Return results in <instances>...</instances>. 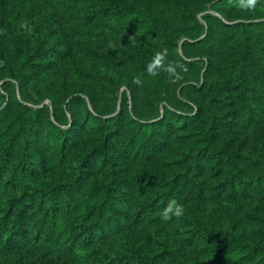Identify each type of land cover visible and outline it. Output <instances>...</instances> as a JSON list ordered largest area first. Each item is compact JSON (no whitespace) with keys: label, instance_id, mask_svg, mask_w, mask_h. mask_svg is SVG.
<instances>
[{"label":"trees","instance_id":"1","mask_svg":"<svg viewBox=\"0 0 264 264\" xmlns=\"http://www.w3.org/2000/svg\"><path fill=\"white\" fill-rule=\"evenodd\" d=\"M149 1L137 7L127 0H0V24L7 23L15 38L0 48V81H18L3 84L13 94L0 112L2 146L9 144L0 156V264H54L56 256L72 264H264L261 25L246 26L253 33L235 50L215 33L213 41L209 35L185 44L192 53L207 52V62L185 65L184 75L199 82L187 88L191 114L165 108L162 119L150 122L160 118L162 95L132 81L148 74L151 61L120 50L122 74L111 72L117 56L108 52L102 26L131 25L170 56L178 50L170 28L195 39L203 27L193 0ZM33 3L42 19L30 36L31 24L19 9ZM125 36L131 38L130 30ZM63 44L66 55L59 54ZM123 79L134 87L131 101L123 97L121 111L106 119L117 111ZM30 83L53 104L60 94L69 100L67 129L85 142H76L80 147L92 148V158L77 170L62 162L67 144L50 143L58 126L47 122V106L15 108V123H9L16 86L22 92ZM82 88L87 100L78 96ZM144 101L154 114L141 113ZM52 115L58 121L55 109ZM54 155L62 160L50 175ZM89 162H101L105 179L84 194ZM172 200L184 214L165 221Z\"/></svg>","mask_w":264,"mask_h":264},{"label":"rangeland","instance_id":"2","mask_svg":"<svg viewBox=\"0 0 264 264\" xmlns=\"http://www.w3.org/2000/svg\"><path fill=\"white\" fill-rule=\"evenodd\" d=\"M131 4L138 5L137 7H143L144 5L150 3L149 0H127ZM187 2L186 0H184ZM191 3V9L193 13L198 18L201 26L203 27V30L201 29V35L197 38H191L186 35H181L180 33H177L176 30L173 31L170 28V35L173 37V42L177 46V52L174 53V55H171V52H166V58L165 63H171L174 65H177V73L179 75V78H176L175 76H170L167 72H160L157 75H149L145 74L141 78V85L139 86L142 90L146 91L148 94H159L162 96L160 98V101L157 102L159 107V117L156 120H152L150 122H156L160 119H162L165 115V108H168L169 110L178 111L181 114H191V111H189V105H192L191 102L188 100V90L187 88L193 83L197 85L199 82L197 79L190 78L188 75H184V71L187 69L185 68L186 63H194V64H201V61L207 62V52H203L202 55L199 53H192L191 51L184 50L183 47L185 44L188 43H197L199 41H202L207 36L212 38V41L214 38V33L216 34V39L221 42L222 44L225 43L233 50L242 47L243 45H246V36L251 37V34L253 33V27H251V31L246 28V26L249 25H261V27L258 30L259 33H264V0H258L257 7L253 11H243L237 8L236 0H193V2L189 1ZM20 14H24V17L26 18V23H29L31 28L30 33H28L30 36L34 34L35 26L33 25L37 24L41 19V7H39L37 4H30L29 6H24L21 9H19ZM61 19V18H60ZM210 19H213L210 20ZM210 23V24H209ZM162 27H165L164 20H162ZM212 25V26H210ZM128 28H122L120 30H117L115 28V22L109 21L106 24H104L101 28V38L106 40V45L109 49V53L116 55V65H109V69L111 72L118 71L120 74H122V68L121 66H117L118 62L120 61L122 54H118L121 51L127 52L131 54L130 52L133 51L134 54H140L143 53L145 59H149L150 61L153 59L154 56L152 54H157L158 48L156 44L153 41H145L141 39L140 32L134 33L133 31L135 28H133L131 25L127 26ZM62 29V28H61ZM130 30V34L132 35L131 38H127L125 36V31ZM145 30L146 33V29ZM60 31V30H59ZM158 35V34H156ZM56 40H62L63 36L58 33ZM159 36V35H158ZM14 33L13 29L8 26L7 23L0 24V48L3 49L8 45L9 43L13 42ZM156 40L160 41V39L156 36ZM149 44V45H148ZM62 46L59 48V54L66 55V49ZM233 53V51H232ZM178 58V62L181 64L180 66L176 62V58ZM68 60V58H67ZM209 60V59H208ZM86 65V62L83 63V66ZM119 67V68H117ZM15 68V67H14ZM189 72V71H188ZM14 74L20 76V69L17 66L15 68ZM46 76V74L44 75ZM123 83L118 89V97H120L118 102L117 111L114 114H106L105 118H111L117 115L122 108V99L123 97H129V100L131 101V92L133 91L134 87L131 86V84L125 79L122 80ZM202 81H203V74H202ZM6 82L13 83L17 85L18 81L12 77H7L6 79L0 81V112L1 110L7 109V101L6 97L9 95V93L13 94V90L3 88V84ZM86 87V86H85ZM87 88V87H86ZM82 93H79L78 96L82 97L83 99L87 98V91L85 88H82ZM86 91V92H85ZM16 95H17V101L13 100L12 105L9 106L10 113L8 116L9 123H15L13 122V118H15L14 111L15 108H22V110H25L27 107L31 110H49V116L46 111V120L47 122H54L58 129L56 130L55 136H53L50 143L52 144L55 141H59L58 144H60L61 147L62 143L67 144L66 148V157L65 159H61L59 155H54V162L47 164L48 170L51 171L50 175L53 174V170H51L52 167L59 165L60 161L62 160L65 167H68V170H77L83 162L89 161V159L92 158V148H88L87 146L80 147L78 143L83 144L85 142L81 141L80 139L72 134L69 129H67V126L72 120V114L69 112V100H65L64 97L60 94V98L56 100L57 104H53V101L46 98V97H40L39 90L37 83H30L27 88H25L22 92L19 87L16 86ZM129 101V103H130ZM130 108H132V103H130ZM152 103L145 102L144 101V109H141V113L143 115H152L154 114V109L152 108ZM91 108V106H90ZM54 109L58 113V121L53 117ZM92 110V108H91ZM168 110V111H169ZM156 111V110H155ZM189 111V112H188ZM50 119V120H49ZM68 130V132H65ZM49 129H47L48 135ZM107 133H110L107 131ZM2 139L3 135L0 134V156L3 155L4 151H6V148L9 147V144H5L2 146ZM8 141V140H7ZM78 147L77 150H75V146ZM81 148V149H80ZM51 149L50 151H52ZM46 163H49V159H46ZM89 166L87 167L89 174H87V178L84 181V189L82 192L84 194H89L90 190L93 189V186H100L103 184V179H105V173L101 169V162L97 165H93L89 162ZM50 167V168H49ZM59 169V168H58ZM137 170V169H136ZM7 182V180H6ZM5 183H3V187H5ZM52 182V180H46L45 183L49 184ZM40 184L42 183L39 182ZM11 184L9 185V189L11 190ZM54 264H72L68 260L62 259L59 256H56L53 260Z\"/></svg>","mask_w":264,"mask_h":264},{"label":"clouds","instance_id":"3","mask_svg":"<svg viewBox=\"0 0 264 264\" xmlns=\"http://www.w3.org/2000/svg\"><path fill=\"white\" fill-rule=\"evenodd\" d=\"M258 0H236V7L243 11H253L257 7ZM166 50L158 52L151 62L147 64L146 71L149 75H157L160 72H167L170 76L179 78L177 73V65L165 63ZM137 86L141 85V80L138 78L132 81ZM184 214L183 206L178 204L175 200L169 201L167 207L163 212V219L165 221L171 220L173 217L180 218Z\"/></svg>","mask_w":264,"mask_h":264}]
</instances>
